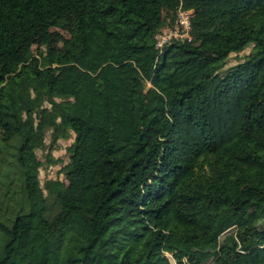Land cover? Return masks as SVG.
<instances>
[{
	"label": "trees",
	"instance_id": "16d2710c",
	"mask_svg": "<svg viewBox=\"0 0 264 264\" xmlns=\"http://www.w3.org/2000/svg\"><path fill=\"white\" fill-rule=\"evenodd\" d=\"M178 5L191 37L158 51ZM71 134L40 184L36 149L59 162ZM4 163L1 195L17 172L23 198L0 211V264H199L182 246L226 209L264 214V0H0ZM236 234L214 264L264 241Z\"/></svg>",
	"mask_w": 264,
	"mask_h": 264
},
{
	"label": "rangeland",
	"instance_id": "374dc122",
	"mask_svg": "<svg viewBox=\"0 0 264 264\" xmlns=\"http://www.w3.org/2000/svg\"><path fill=\"white\" fill-rule=\"evenodd\" d=\"M253 43L245 47L244 49L236 52H230L225 59L224 66H228L237 60L243 59L244 55L250 51ZM32 50L35 49V45L32 44ZM48 134L45 135L44 142H48ZM72 140V134L66 139H58L56 143V148L51 150V153L54 157L60 159L59 162L52 164H45L43 158V150L36 149V155L39 159L43 161V164L38 171V179L41 184L42 181L46 178H63L60 167L67 160L65 153V146L69 144ZM11 151V148L3 147L2 156H7L9 160L8 153ZM1 172L10 171L11 167L5 163L0 167ZM9 177V176H8ZM8 177H5L0 173V187L5 184L8 180ZM12 182L10 183V193H12V198L7 199L4 195L0 193V211L4 209L7 203H13L15 200L19 201L23 198L21 191V179L17 172L11 173ZM223 222L224 227L211 236L207 240H195L189 245L182 246L184 250L190 252L196 259H198L199 264H214V257L211 254V251L214 249L216 244L222 239L223 235L227 232H237L236 237L241 243L244 241L246 236H253L255 239V234L264 233V214L259 215L254 210H250L244 217L243 222H238V218L232 215L231 209H226L223 213ZM255 236V237H254ZM220 264H264V241L263 244L255 252H246L243 257L240 259L233 258L229 255L223 257Z\"/></svg>",
	"mask_w": 264,
	"mask_h": 264
},
{
	"label": "built area",
	"instance_id": "2783aa9c",
	"mask_svg": "<svg viewBox=\"0 0 264 264\" xmlns=\"http://www.w3.org/2000/svg\"><path fill=\"white\" fill-rule=\"evenodd\" d=\"M191 14L190 9H184L178 5L174 13V21L170 25L162 26L154 34V47L160 51L164 44L168 43L172 39H187L189 40L190 35V22L189 16ZM184 264H189L187 261ZM171 264H176L174 260L171 259Z\"/></svg>",
	"mask_w": 264,
	"mask_h": 264
}]
</instances>
